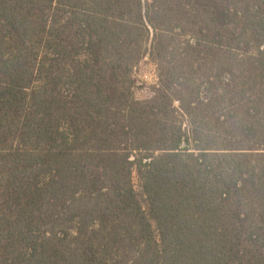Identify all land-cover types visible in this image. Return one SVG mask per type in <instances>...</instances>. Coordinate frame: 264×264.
<instances>
[{"label":"trees","instance_id":"trees-1","mask_svg":"<svg viewBox=\"0 0 264 264\" xmlns=\"http://www.w3.org/2000/svg\"><path fill=\"white\" fill-rule=\"evenodd\" d=\"M0 264H264V0H0Z\"/></svg>","mask_w":264,"mask_h":264},{"label":"rangeland","instance_id":"rangeland-1","mask_svg":"<svg viewBox=\"0 0 264 264\" xmlns=\"http://www.w3.org/2000/svg\"><path fill=\"white\" fill-rule=\"evenodd\" d=\"M155 64L150 60V58H146L144 63L141 65L139 70L136 73V77L138 80L141 82L145 83L148 87L151 86H158V77H157V70H156ZM151 91L150 90H138L136 91V96L139 99H145L147 97L151 96ZM134 185L135 188L138 192V194L141 195L142 190H141V183L138 177L137 172H134Z\"/></svg>","mask_w":264,"mask_h":264}]
</instances>
